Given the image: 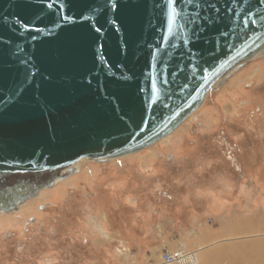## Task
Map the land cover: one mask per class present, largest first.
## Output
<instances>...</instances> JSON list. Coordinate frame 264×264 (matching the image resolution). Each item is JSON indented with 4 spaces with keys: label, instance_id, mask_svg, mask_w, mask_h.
<instances>
[{
    "label": "water",
    "instance_id": "obj_1",
    "mask_svg": "<svg viewBox=\"0 0 264 264\" xmlns=\"http://www.w3.org/2000/svg\"><path fill=\"white\" fill-rule=\"evenodd\" d=\"M262 56L264 0H0V214L162 140Z\"/></svg>",
    "mask_w": 264,
    "mask_h": 264
},
{
    "label": "rangeland",
    "instance_id": "obj_2",
    "mask_svg": "<svg viewBox=\"0 0 264 264\" xmlns=\"http://www.w3.org/2000/svg\"><path fill=\"white\" fill-rule=\"evenodd\" d=\"M77 167L0 215V264H177L162 259L177 249L195 264H262L264 56L166 139Z\"/></svg>",
    "mask_w": 264,
    "mask_h": 264
},
{
    "label": "built area",
    "instance_id": "obj_3",
    "mask_svg": "<svg viewBox=\"0 0 264 264\" xmlns=\"http://www.w3.org/2000/svg\"><path fill=\"white\" fill-rule=\"evenodd\" d=\"M183 250L177 249L173 252H168L164 254L162 258L165 263H177V264H195L197 261L196 251L190 252V257L188 259H183Z\"/></svg>",
    "mask_w": 264,
    "mask_h": 264
},
{
    "label": "bare ground",
    "instance_id": "obj_4",
    "mask_svg": "<svg viewBox=\"0 0 264 264\" xmlns=\"http://www.w3.org/2000/svg\"><path fill=\"white\" fill-rule=\"evenodd\" d=\"M203 102H204V101H203ZM181 124H182V123H181ZM181 124H180V125H181ZM180 125H179V126H180ZM179 126H178V127H179ZM178 127H177V128H178ZM177 128H176V129H177ZM176 129H175V130H176ZM171 133H172V132H171ZM171 133H170V134H171ZM170 134H169V135H170ZM169 135H167V136H166L165 138H163V139H166ZM82 161H84V160L78 161V162L76 163V166H78ZM56 184H57V183H56ZM41 191H43V190H41ZM41 191H40V193H41ZM40 193H39V195H40ZM29 200H31V199H29ZM29 200H27L26 202H28ZM26 202H25V203H26ZM25 203H23V204H25ZM23 204H22V205H23ZM22 205H21V206H22ZM19 208H20V207H19ZM2 214H9V213H2ZM2 214H0V215H2ZM250 226H251V224H250ZM252 226L255 227L256 225L252 224ZM257 228H259V226H258ZM243 229H248V228H247L246 226L243 225V226H242V230H243ZM249 229H250V228H249ZM252 230H253V229H252ZM254 230H256V229H254ZM255 243H256V242H255ZM245 246H246V245H245ZM253 247H254V246H253ZM259 250H261V249L259 248ZM189 257H190V252L187 253V254L183 253V259H188ZM204 260H205V259H204ZM261 263L264 264V258H263V257L261 258ZM202 264H203V262H202Z\"/></svg>",
    "mask_w": 264,
    "mask_h": 264
},
{
    "label": "snow or ice",
    "instance_id": "obj_5",
    "mask_svg": "<svg viewBox=\"0 0 264 264\" xmlns=\"http://www.w3.org/2000/svg\"><path fill=\"white\" fill-rule=\"evenodd\" d=\"M212 11H216V9H212ZM209 19L211 20L212 18L209 17ZM199 25L196 26V28L193 29L192 31V39L193 42H195L197 39H199ZM191 55V53H189Z\"/></svg>",
    "mask_w": 264,
    "mask_h": 264
}]
</instances>
